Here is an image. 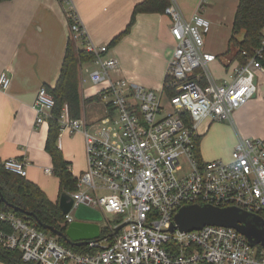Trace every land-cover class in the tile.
<instances>
[{
  "label": "built area",
  "instance_id": "built-area-1",
  "mask_svg": "<svg viewBox=\"0 0 264 264\" xmlns=\"http://www.w3.org/2000/svg\"><path fill=\"white\" fill-rule=\"evenodd\" d=\"M57 1L66 7L74 42L93 55L90 79L94 85L107 84L101 98L108 101L107 117L89 128L72 120L67 107L62 115V130L85 136L88 162L86 172L77 178L78 190L71 195L74 204L65 223L72 224L73 210L85 206L106 219L105 228L113 234L103 239L101 228L99 240L75 252L15 213L0 211L2 247L20 252L24 262L33 264H264V248L252 247L236 229L170 231L178 211L196 204L237 207L264 218V139H240L229 161L205 162L195 155L204 122L231 121L235 111L256 95L257 74L264 70V30L262 45L253 54L244 51L245 63L233 62L228 77L218 82L210 71L218 58L204 50L211 23L199 12L186 19L171 0L164 14L172 20L176 46L167 77L178 92L169 97L164 88L147 90L120 77L109 46L89 38L72 0ZM10 85L11 78L4 73L0 90L7 92ZM165 95L170 110L163 105ZM54 107L47 88H40L34 104L37 126L49 122ZM182 159L188 161L190 172L180 177ZM3 164L13 174L28 176L24 161ZM109 216L121 222L114 225ZM123 223L127 225L115 234Z\"/></svg>",
  "mask_w": 264,
  "mask_h": 264
},
{
  "label": "crops",
  "instance_id": "crops-1",
  "mask_svg": "<svg viewBox=\"0 0 264 264\" xmlns=\"http://www.w3.org/2000/svg\"><path fill=\"white\" fill-rule=\"evenodd\" d=\"M144 0H72L89 38L97 45H108L109 54L119 64V76L147 90L162 91L176 41L171 34L172 20L164 13L140 14L135 25L115 46L111 42L127 29L134 8ZM186 19L199 12L210 23L204 50L218 58L210 65L226 72L221 63L228 54L239 0H175ZM66 7L57 0H10L0 4V78L7 73L11 85L0 90V164L17 159L27 163L28 180L47 199L60 205L61 180L54 172L52 157L46 151L49 122L36 125L34 110L42 87L54 88L60 76L70 27ZM81 66L80 96L82 121L88 128L107 117L108 101L101 92L106 83L94 85V69ZM211 71V70H210ZM100 99H99V98ZM201 157L205 162L229 161L240 139H264V70L257 74V93L235 111L229 122H204ZM210 140L225 146L227 156L211 153ZM59 147L72 176H82L88 166L86 140L82 133L63 129ZM50 169L52 173H46ZM60 207V206H59ZM0 264H4L0 262Z\"/></svg>",
  "mask_w": 264,
  "mask_h": 264
},
{
  "label": "trees",
  "instance_id": "trees-1",
  "mask_svg": "<svg viewBox=\"0 0 264 264\" xmlns=\"http://www.w3.org/2000/svg\"><path fill=\"white\" fill-rule=\"evenodd\" d=\"M7 1L10 0H0V4ZM170 5L171 0H144L138 4L134 8L127 29L111 42L110 47L115 46L130 32L136 23L138 15L145 13H164L166 8ZM263 30L264 0H239V6L233 24V36L230 40L229 48V51L233 45L239 48V53L234 62L238 61L241 64H244L245 57L243 56V52L246 51L253 54V51L262 45ZM242 31H246L247 33L245 42L240 44L235 37ZM92 60L93 55L78 48L73 38L70 36L57 84L53 89L49 87L47 88L49 94L52 95L55 100V107L52 111V116L49 119L46 151L52 157L54 174L61 180L62 194L66 193L72 195L78 190L77 179L72 176L69 164L65 161L63 153L59 147V136L62 131V115L64 114L65 107H67L69 117L72 120H79L81 118V66ZM204 84H206V82H204ZM164 91L167 96L172 97L177 94L178 86H174V80L166 77ZM186 121L189 125L191 124V119L189 117H186ZM201 142L202 136H199L196 140L195 155L200 161H203L201 157ZM0 192L8 204L18 207L20 210L22 209L26 212L32 213L33 216H28L20 211H14L5 203H0V211L15 213L18 217L28 222L33 228L48 236L58 238L53 232L45 229L42 225L54 227L64 233L67 231L68 225L65 223L66 215L61 211L59 205L53 204L49 201L41 189L30 183L26 178L7 171L4 164H0ZM38 221H40L41 224ZM120 222L121 219H118L115 221V224H119ZM111 233L112 232H110L109 228H104L102 230V238L104 239L113 234ZM58 241L64 247L75 252L85 251V248L73 247L62 238H58ZM0 262L4 264H33L24 262L20 252L5 249L1 244Z\"/></svg>",
  "mask_w": 264,
  "mask_h": 264
},
{
  "label": "water",
  "instance_id": "water-1",
  "mask_svg": "<svg viewBox=\"0 0 264 264\" xmlns=\"http://www.w3.org/2000/svg\"><path fill=\"white\" fill-rule=\"evenodd\" d=\"M246 33V31H242L235 37L240 44L245 42ZM238 53L239 48L234 45L231 46L229 53L220 60L222 65L225 68H230ZM255 84L257 85V80ZM0 203H5L14 211H20L28 216H33L32 213L8 204L1 192ZM73 204L71 195L63 193L59 206L65 215H68L72 211ZM74 217L75 221L68 226L65 233L48 225L42 226L53 232L58 238L66 240L73 247H85L91 241L101 238V226L99 222L102 221V216L98 212L85 206H80L75 210ZM38 222L41 224L40 221ZM126 225L127 223H123L117 227L115 234H118ZM206 226L236 229L248 239L252 247L261 246L264 248V218L245 212L237 207L220 208L207 204L184 206L175 215L170 231L172 232L178 227L181 232L187 233L199 231Z\"/></svg>",
  "mask_w": 264,
  "mask_h": 264
},
{
  "label": "rangeland",
  "instance_id": "rangeland-1",
  "mask_svg": "<svg viewBox=\"0 0 264 264\" xmlns=\"http://www.w3.org/2000/svg\"><path fill=\"white\" fill-rule=\"evenodd\" d=\"M88 66L91 69H95L94 65H88ZM210 70H211V73L213 74L214 78H216L218 81H220L219 79L221 77H224L226 74V72L222 71V69L219 66L217 67L216 65L211 66ZM163 105L168 110L171 109L168 97L166 95L163 98ZM208 148H209L211 153H215L217 155L221 154L222 156L223 155L227 156V154H228L227 148H225V146H221V144H216V142L214 140L209 141ZM189 172H190V167H189L188 161L186 159H182L181 160V171H180L179 176L180 177L186 176ZM72 213L74 215L75 211L73 210ZM108 218H109V221H111V223L115 224V218L113 216H109ZM99 224L103 230L107 224L106 219L102 218V221H100Z\"/></svg>",
  "mask_w": 264,
  "mask_h": 264
}]
</instances>
